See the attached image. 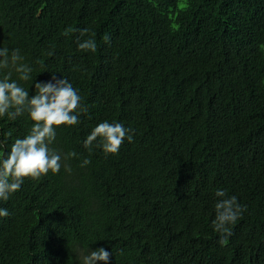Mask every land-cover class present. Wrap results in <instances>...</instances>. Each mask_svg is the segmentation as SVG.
Here are the masks:
<instances>
[{"label":"trees","instance_id":"obj_1","mask_svg":"<svg viewBox=\"0 0 264 264\" xmlns=\"http://www.w3.org/2000/svg\"><path fill=\"white\" fill-rule=\"evenodd\" d=\"M178 2L0 0V47L33 69L21 86L34 95L54 73L88 108L57 129L60 172L0 200V264H80L101 247L108 264H264V0ZM85 28L94 53L79 50V31L65 35ZM104 121L133 142L84 148ZM31 125L0 117L8 151ZM217 189L246 206L223 246Z\"/></svg>","mask_w":264,"mask_h":264},{"label":"clouds","instance_id":"obj_2","mask_svg":"<svg viewBox=\"0 0 264 264\" xmlns=\"http://www.w3.org/2000/svg\"><path fill=\"white\" fill-rule=\"evenodd\" d=\"M72 31H79L81 37L78 42L79 50L94 53L97 44L95 33L85 28L82 30L68 29L65 35ZM110 43V36L103 37ZM53 55V53H49ZM24 57L19 49L0 47V72L8 70L0 78V117L7 116L10 120L27 114L32 121L31 128L26 136L15 139L10 151L6 149L7 139L11 133H4L0 140V200L7 201L12 194L19 191L24 180L30 178L39 180L51 172L57 174L62 167L61 154L50 147L56 139L57 129L61 126H74L80 123V114L87 113V106L81 104V96L68 79H57L53 73L52 80L36 82L35 94H29L18 81L32 79V67L23 63ZM13 71L18 74V80L12 79ZM54 81V82H53ZM134 133L119 122L104 121L95 126L84 141V148L91 152L95 143L105 155L117 154L125 139L133 142ZM75 152L67 153L63 159L76 157ZM90 160L84 159L81 167L87 166ZM66 171H71L66 167ZM215 196V219L213 229L220 234L219 243L223 246L227 238L232 235L231 225L241 218L246 206L238 202L235 195L229 196L223 189H217ZM6 208H0V217H7ZM112 253L101 247L81 254L78 258L80 264H98L102 261L108 264Z\"/></svg>","mask_w":264,"mask_h":264},{"label":"rangeland","instance_id":"obj_3","mask_svg":"<svg viewBox=\"0 0 264 264\" xmlns=\"http://www.w3.org/2000/svg\"><path fill=\"white\" fill-rule=\"evenodd\" d=\"M185 6H186V0H179L177 7L183 8ZM263 49H264V46H263Z\"/></svg>","mask_w":264,"mask_h":264}]
</instances>
